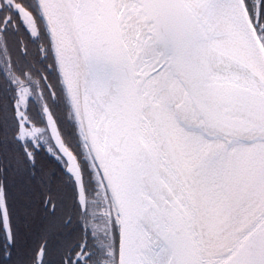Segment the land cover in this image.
Masks as SVG:
<instances>
[{
  "label": "water",
  "instance_id": "95a60500",
  "mask_svg": "<svg viewBox=\"0 0 264 264\" xmlns=\"http://www.w3.org/2000/svg\"><path fill=\"white\" fill-rule=\"evenodd\" d=\"M34 1L110 203L116 264H264L263 147L239 170L227 208L213 221L207 214L205 166L215 144L258 136L264 145V75L224 24L210 22L215 0ZM50 10L70 37L74 107L59 69ZM260 11L261 0H255L249 23L264 52L255 32ZM20 13L26 14L23 8ZM163 106L203 127L207 143L182 155ZM44 120L84 212L78 161L53 118L46 114ZM0 215L10 244L2 194Z\"/></svg>",
  "mask_w": 264,
  "mask_h": 264
},
{
  "label": "trees",
  "instance_id": "16d2710c",
  "mask_svg": "<svg viewBox=\"0 0 264 264\" xmlns=\"http://www.w3.org/2000/svg\"><path fill=\"white\" fill-rule=\"evenodd\" d=\"M245 2L247 4L248 0ZM247 7L250 10L248 4ZM41 24L42 36L27 34L23 39L25 55L18 50V65L11 60L8 44L1 43L9 58L0 59V196L3 195L8 209L12 245L7 247L6 253H0V264H26L34 257L40 243L45 244V257L52 256L55 251L61 262L64 259L69 262L70 253L78 250L82 255L89 252L92 264H115L116 233L108 245L103 244L105 232L99 214V184ZM255 31L264 49V0H261L260 20ZM4 60H9V79ZM17 71H25L29 78L32 74L37 75L36 81L42 73L54 91V100L49 98L42 79L39 86L33 88L31 83L23 84L24 76L19 78ZM35 90L48 96L41 105L31 97ZM24 91L28 96L21 100ZM47 113L55 120L64 145L80 166L85 212L78 206L74 184L65 173V163L52 147L46 130L29 139L20 136L22 130L31 132L32 127L43 126Z\"/></svg>",
  "mask_w": 264,
  "mask_h": 264
},
{
  "label": "bare ground",
  "instance_id": "6f19581e",
  "mask_svg": "<svg viewBox=\"0 0 264 264\" xmlns=\"http://www.w3.org/2000/svg\"><path fill=\"white\" fill-rule=\"evenodd\" d=\"M49 13L54 28L59 69L67 94L74 107L72 99L73 67L70 62L69 33L59 16L53 10H50ZM210 22L224 24L235 44L264 75V52L254 38L243 0H215ZM161 113L164 121L170 126L182 155L188 156L194 149L197 150L200 143H207L203 139L207 131L200 125L180 117L171 106H163ZM262 140L263 137L253 136L227 142L219 141L215 144L214 153L207 160L205 166L209 177L207 214L211 221L215 220L231 202L235 187L238 184L239 170L256 158L257 148H264Z\"/></svg>",
  "mask_w": 264,
  "mask_h": 264
},
{
  "label": "flooded vegetation",
  "instance_id": "af4514ba",
  "mask_svg": "<svg viewBox=\"0 0 264 264\" xmlns=\"http://www.w3.org/2000/svg\"><path fill=\"white\" fill-rule=\"evenodd\" d=\"M254 1L255 0H248L247 4L249 5V8L252 7ZM20 8H23L25 10L26 14L24 16L21 15ZM41 23L42 21L40 20V17L37 13V8L34 3V0H0V59L1 58L4 59V57L9 58L8 55L4 54L1 48V43H3L4 41V43L8 44L9 46L7 47V49L11 53V60L13 59L14 64L18 65V57H17L18 50H21L22 56L25 55L23 39L27 37V34L42 36V31H41L42 24ZM4 62H6V67H7V70L5 69V73H6L7 79H9L11 76L10 72L8 71L9 70V67H8L9 60H6V61L4 60ZM17 74L19 78H22V76H24L23 84H25L26 82L31 83L30 85H33V88L35 86H39L40 80L42 79V82L46 87L49 98L54 100L55 98L54 91L52 90L46 77L42 73H39L38 76H41V77H40V80L38 81H36L37 75L32 74L31 78H29L27 77L25 71L23 72L17 71ZM27 96H28L27 92L24 91L23 93H21L20 98L21 100H25ZM48 96H44L43 92L41 93L40 91L35 90L34 95L31 97L39 101L41 105L42 101L47 99ZM44 118H45V115H44ZM44 118H43V122H44L43 126L41 125V126H36V127L31 128L32 130L31 132L34 133L35 135H37L38 132H43V129H45L47 133ZM47 136L49 138L48 133H47ZM51 145H52V142H51ZM5 208L8 214V209L6 205H5ZM8 219H9V215H8ZM9 227H10V222H9ZM10 232H11V227H10ZM11 245H12V235H11V243L9 244L6 234L3 230L1 215H0V253L1 252L6 253L8 251L7 247H10ZM44 246H45L44 243H40L38 248L36 249L35 255H33L34 257L32 259H28L26 264H68V263L70 264H92L91 257L88 254L89 252L82 255L81 253L78 252V250L76 252L73 251L72 253H70L69 262L67 259H64L63 262H61L59 259L58 253H56L55 251L52 253V256L45 257L43 254ZM24 248L26 249V244L24 245Z\"/></svg>",
  "mask_w": 264,
  "mask_h": 264
},
{
  "label": "rangeland",
  "instance_id": "374dc122",
  "mask_svg": "<svg viewBox=\"0 0 264 264\" xmlns=\"http://www.w3.org/2000/svg\"><path fill=\"white\" fill-rule=\"evenodd\" d=\"M37 13L40 16L39 11H37ZM249 19L251 21V16L250 15H249ZM50 48H51V46H50ZM51 52H52V50H51ZM53 58H54V56H53ZM33 134L34 133L27 132L25 130H22L20 132V136L22 137V139H26V138L29 139V137H33ZM100 201L101 202H100V205H99V214L103 218V225H104L103 233L105 232V235H104L105 236V243H103V244L108 245L111 242L112 239H115V232H114V228L112 227L113 226V221H112V214H111L110 203H109L107 197H105L104 193H101V190H100Z\"/></svg>",
  "mask_w": 264,
  "mask_h": 264
}]
</instances>
